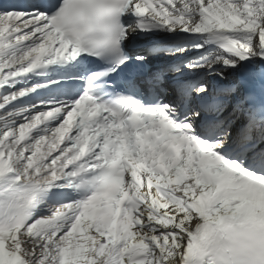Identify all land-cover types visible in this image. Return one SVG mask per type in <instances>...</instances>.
<instances>
[{
    "label": "snow or ice",
    "instance_id": "1",
    "mask_svg": "<svg viewBox=\"0 0 264 264\" xmlns=\"http://www.w3.org/2000/svg\"><path fill=\"white\" fill-rule=\"evenodd\" d=\"M0 264H264V0H0Z\"/></svg>",
    "mask_w": 264,
    "mask_h": 264
}]
</instances>
